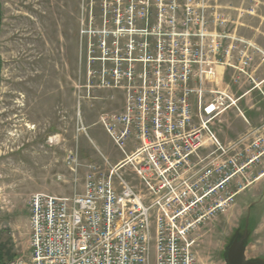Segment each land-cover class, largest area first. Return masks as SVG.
Segmentation results:
<instances>
[{"label":"built area","instance_id":"1","mask_svg":"<svg viewBox=\"0 0 264 264\" xmlns=\"http://www.w3.org/2000/svg\"><path fill=\"white\" fill-rule=\"evenodd\" d=\"M213 1L120 7L108 35L125 45L90 79L111 102L122 96V112L100 122L123 157L113 162L88 136L97 157L83 166L68 156L72 195L31 196L27 253L8 264H203L198 232L235 204L240 175L264 156L263 133L220 142L213 131L238 104L219 69L248 75L253 62Z\"/></svg>","mask_w":264,"mask_h":264},{"label":"rangeland","instance_id":"2","mask_svg":"<svg viewBox=\"0 0 264 264\" xmlns=\"http://www.w3.org/2000/svg\"><path fill=\"white\" fill-rule=\"evenodd\" d=\"M217 1L212 2L217 8L228 2ZM127 2L0 0V264L27 253L28 203L33 194L72 195L74 178L67 158L78 152L85 166L97 157L88 136L113 162L123 157L100 122L104 114L122 112V96L116 102L108 100L109 91L93 89L97 81L90 79V73L102 69L101 59L117 58L115 49L125 45L108 32L116 29L114 20ZM244 4L241 9H248ZM219 11L224 14L225 9ZM252 84L238 90L235 82L234 95L240 102L232 111H248L242 92L256 87ZM232 111L213 126L220 142L229 122L243 132L238 137L264 126V121L249 119L248 113L246 121L236 119L238 124ZM85 173L79 167V185ZM58 175H63L61 182ZM240 185L244 187L235 204L226 213L210 215L198 232L203 264H226L225 250L235 233L244 231L248 214L253 231L249 229L247 257L264 261V156L240 175Z\"/></svg>","mask_w":264,"mask_h":264},{"label":"crops","instance_id":"3","mask_svg":"<svg viewBox=\"0 0 264 264\" xmlns=\"http://www.w3.org/2000/svg\"><path fill=\"white\" fill-rule=\"evenodd\" d=\"M234 1L235 0H228V2H223L219 5V7L225 9V12H223L224 15L229 19L228 22H232L231 18L233 19L232 24L234 28L231 29L230 25H228L229 33H231L234 37L241 39L242 41L248 42L252 46L251 54L253 62L251 63V67L247 72L248 75H242L230 68H220L219 72L220 74L224 75L223 78L225 80V85L228 83L233 94L235 93L233 89L235 82H237L238 90H242L243 86L245 85L247 86L248 84L250 85L252 83L255 84L256 87L247 90L244 89V92H242V98L244 97L247 101L248 111H243L239 107L240 110L232 111L231 114H233L235 122H238V124L240 122L236 121L238 118H242L244 121L247 120L245 113L249 114V119L259 120L260 123L264 121V97H262V95L264 96V0H243L242 4L240 0H238L237 4H234ZM244 3H246L248 6V9L246 10L241 9V7H243L242 5H245ZM232 5L234 7H232ZM229 27L231 30H229ZM237 62L238 61L235 60L234 63L237 64ZM217 81L222 82L223 80L217 79ZM235 97L237 98L238 102H240V97L238 98L236 94ZM228 116H230V114ZM262 127L249 129L246 131V133L251 130L264 133V126ZM223 130V142H227V140H236L230 137V133L234 134L235 137L237 136L236 138H239L238 136H240V133H243L236 131L231 126L230 122L227 126L226 124L224 125ZM119 160H117V162Z\"/></svg>","mask_w":264,"mask_h":264},{"label":"water","instance_id":"4","mask_svg":"<svg viewBox=\"0 0 264 264\" xmlns=\"http://www.w3.org/2000/svg\"><path fill=\"white\" fill-rule=\"evenodd\" d=\"M251 209V207H250ZM249 209V210H250ZM249 214L246 218V223L243 235L239 238V232L235 233V237L227 249L226 264H259L254 259L247 257V240L249 238ZM260 264H264L261 262Z\"/></svg>","mask_w":264,"mask_h":264},{"label":"flooded vegetation","instance_id":"5","mask_svg":"<svg viewBox=\"0 0 264 264\" xmlns=\"http://www.w3.org/2000/svg\"><path fill=\"white\" fill-rule=\"evenodd\" d=\"M238 232H239V238H240V237L243 235V231H238ZM234 237H235V235H234ZM233 239H234V238H233ZM229 246H230V245H229ZM229 246H228V247H229ZM228 247H227L226 250H225V251H226V254H227V249H228ZM254 260H255V259H254ZM255 261H256L257 263H259V264H260L261 262H264V261H259V260H255Z\"/></svg>","mask_w":264,"mask_h":264},{"label":"trees","instance_id":"6","mask_svg":"<svg viewBox=\"0 0 264 264\" xmlns=\"http://www.w3.org/2000/svg\"><path fill=\"white\" fill-rule=\"evenodd\" d=\"M1 5H0V23H1ZM250 224H251V220H250ZM243 227H245V222H244V226ZM249 229H250V232L252 233V231H253V225L251 224L250 225V227H249Z\"/></svg>","mask_w":264,"mask_h":264}]
</instances>
